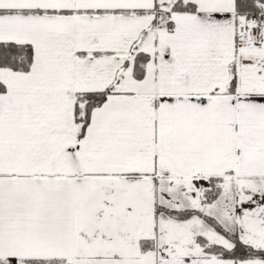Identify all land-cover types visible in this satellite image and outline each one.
<instances>
[{
	"label": "snow or ice",
	"instance_id": "1",
	"mask_svg": "<svg viewBox=\"0 0 264 264\" xmlns=\"http://www.w3.org/2000/svg\"><path fill=\"white\" fill-rule=\"evenodd\" d=\"M0 264H264V0H0Z\"/></svg>",
	"mask_w": 264,
	"mask_h": 264
}]
</instances>
